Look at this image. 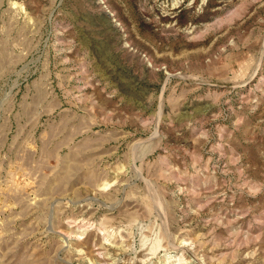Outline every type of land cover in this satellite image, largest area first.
Wrapping results in <instances>:
<instances>
[{
    "label": "rangeland",
    "instance_id": "rangeland-1",
    "mask_svg": "<svg viewBox=\"0 0 264 264\" xmlns=\"http://www.w3.org/2000/svg\"><path fill=\"white\" fill-rule=\"evenodd\" d=\"M0 264H264V0H0Z\"/></svg>",
    "mask_w": 264,
    "mask_h": 264
}]
</instances>
